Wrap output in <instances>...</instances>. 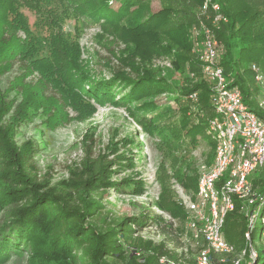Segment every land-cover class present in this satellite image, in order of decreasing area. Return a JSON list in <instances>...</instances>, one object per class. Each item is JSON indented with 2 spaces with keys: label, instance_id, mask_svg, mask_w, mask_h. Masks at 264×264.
<instances>
[{
  "label": "trees",
  "instance_id": "trees-1",
  "mask_svg": "<svg viewBox=\"0 0 264 264\" xmlns=\"http://www.w3.org/2000/svg\"><path fill=\"white\" fill-rule=\"evenodd\" d=\"M109 1L0 0V75L17 62L23 66L22 73L15 77L9 91H0V213L3 216L0 222V261L7 260L13 247L26 250L29 264H162L160 257L168 255L169 251L165 240L156 242L141 234L147 220L157 224L168 241L181 244L179 238L172 234L173 222L164 220L156 213L122 217L106 230L99 229L93 223V218L105 208L103 200L110 188L133 186L130 194L142 192L143 184L131 182L132 178H127L122 184L111 179L113 173L119 171L118 168L129 165L125 163L129 161L127 157L119 155L112 159V151L111 154L99 153L95 156L92 149H86L79 167L71 172L68 179L52 182L48 175L40 176L38 172L35 157L48 143L47 132L56 128L59 122L69 120L65 107L71 105L79 109L82 118L94 111L89 100L83 103L82 93L96 102L115 101V85L123 81L124 87H131L130 92L124 94L125 101L132 103L144 96H157L167 88L145 71L144 74L136 71L137 76L131 77L123 74V70H117L115 77L109 80H97L86 73L79 62L80 32L71 38L64 30L68 10L71 9L74 14L80 12L92 23L104 26L120 24L132 15L142 13L136 24L122 25L136 44L135 57L140 55L146 59L168 51L169 48L160 42V32H163L183 50L180 53L177 49L176 66L183 71L188 66L189 72L200 69L189 34L190 28L196 24L197 15L193 10L178 11L173 7H161L156 12L146 14L142 11L146 3L144 0H119L121 6L118 10L113 9ZM211 1L220 4L227 18V22H221L216 30L226 49L221 59L222 65L226 74L233 76L235 83L240 85L248 104L257 110L255 98L251 97L258 95L253 73L250 67L243 70L241 67L244 66L243 61L256 62L264 70V0L261 7L249 0ZM192 2L199 8L204 4V0H190L191 5ZM24 8L39 17L37 24L44 30L43 37L48 45L46 53L40 51L38 37L30 27ZM20 31L26 34L25 38L18 35ZM235 50H238L237 54ZM230 70L232 73L228 72ZM35 71L41 75L39 82L31 79ZM250 72L251 76L245 78ZM86 84L90 85L86 87ZM12 90L16 95L9 98L8 93ZM47 91L51 93L50 96L45 95ZM194 91H199V99L207 110L206 119L202 118L190 129L187 127L190 142L196 146L198 133L207 136L206 125L213 115V109L210 87L206 81H200L182 92L189 95ZM19 97L21 100L17 102ZM45 100H52L53 105H47ZM146 108L147 111L153 109L150 105ZM42 109L47 118L44 120L46 127L39 131V139L23 137L20 140L18 136L23 126L32 122ZM140 123L145 130L156 128L154 121ZM186 126L187 122L180 131ZM163 131L166 134L177 133V127L168 125ZM171 146L177 148V143ZM213 156L212 146L208 162L212 161ZM165 176L169 177L167 174ZM197 183L196 174L188 177L184 186L188 191L196 190ZM163 189L166 190V180L163 181ZM162 198L163 194L161 201ZM235 204V209L226 216L223 233L226 240L242 249L247 225L244 215L240 213V202L235 199ZM159 205L168 209L173 218L184 221L185 212L181 204ZM182 226L178 227L179 232L183 230ZM248 254L249 250H246L247 260ZM172 256L176 258L177 254ZM238 264H247V261Z\"/></svg>",
  "mask_w": 264,
  "mask_h": 264
},
{
  "label": "rangeland",
  "instance_id": "rangeland-1",
  "mask_svg": "<svg viewBox=\"0 0 264 264\" xmlns=\"http://www.w3.org/2000/svg\"><path fill=\"white\" fill-rule=\"evenodd\" d=\"M144 1L146 3L142 11L146 14L156 12L161 7H173L178 11L184 9L190 12L193 10L197 15L195 23L201 20L199 16L201 8L196 7L193 2L191 5L190 0L188 2L185 0ZM249 1L261 7L263 0ZM109 2L115 10L121 6L119 0H110ZM23 12L34 35L38 37L40 51L46 53L48 45L43 37L44 30L37 24L39 17L26 8L23 9ZM135 13L138 14L139 12ZM68 14L64 30L70 34L71 38L76 36V32H80L78 38L79 62L86 73L92 74L97 80H109L115 77L117 70H123V74L131 77L137 76L136 71L141 74H144L145 71L161 84L166 85L167 88L157 96H144L132 103L125 101L124 94L129 93L131 87H124L123 81H118L115 85V101L102 100L96 102L82 93L83 103L86 104L89 100L94 111L89 116L82 118V112L79 109H75L71 105L65 107L69 120L59 122L56 128L47 132L48 143L35 157L39 175H48L52 182L68 179L71 172L79 167L86 149H92L95 156L99 153L111 154L110 151H112L114 152L110 156L112 159L123 155L129 159L125 162L129 165L118 168L119 171L114 172L111 179L122 184L127 178H132L131 182L143 184V190L138 195H134L130 194L133 186L131 188L123 186L116 189L110 188L103 200L105 208L100 215L93 218V223L99 229L106 230L113 222L119 221L122 217H137L142 214L152 215L156 213L161 215L164 220L173 222L172 234L178 237L180 234L178 227L184 224L183 221L170 216L169 210L162 208L159 204H180L181 189H186L185 180L197 174L198 157L202 156L208 160L211 156L212 146L215 147L214 142L211 144L210 136L205 137L202 133H198L196 136V146L191 144L187 127L190 129L200 123L202 118L206 119L207 110L203 108L200 99L192 101L189 95L182 91L200 81H206L209 85L210 81L200 76L191 78L188 74L190 71H188V66L185 68L186 71L176 66L177 56L175 54L177 49L180 53L183 50L167 38L163 32H160V42L171 51L168 50L162 55H154L146 59L140 55L135 57L136 44L123 27L136 24L142 13L139 16L132 15L131 18L120 24L106 23L107 26L101 25V23H92L88 17L80 14V12L74 14L71 9L68 10ZM18 35L22 38L26 36L22 31ZM121 35L129 41L124 40ZM234 52L237 54L238 50ZM251 63L243 61L244 66L241 67V70L249 68ZM22 71L23 66L17 62L13 68L2 73L0 75V91H9L15 77L20 75ZM251 74L250 72V75H246L245 78ZM40 78L41 75L38 71H35L31 76L34 82H39ZM88 85L90 84L85 86ZM15 95L14 90L8 93L9 98H14ZM45 95L50 96L51 93L47 91ZM55 96L60 98L59 95ZM17 100L19 102L20 97ZM45 103L53 105L52 100H45ZM147 105L152 106L153 109L147 111ZM46 118L47 115L43 109L40 110L32 122L23 126L18 138L21 140L23 137H35L38 140L39 131L46 127L44 122ZM145 121H154L156 128L145 130L143 124L140 123ZM185 121L187 126L183 131H180L186 123ZM168 125L177 127V133L173 131L166 134L163 130ZM161 132L163 133L161 134ZM176 143L177 148L171 146V144ZM166 174L169 177H166ZM250 177L252 180L263 178L264 167L258 169ZM165 180L166 190L163 189V181ZM162 194L164 198L161 201ZM1 221H3V216L0 213ZM142 233L156 242L167 241L166 245L169 247L174 245L160 232L157 224L150 220L144 224ZM261 234L262 224L258 220L253 231L252 241V245L258 254V264H264V243ZM243 247H247L246 241L243 242ZM214 258L215 264H232L233 260L232 257H225L226 260L223 262L217 257ZM243 262H246V259ZM0 264H29V256L26 250H16L12 247L7 260H1Z\"/></svg>",
  "mask_w": 264,
  "mask_h": 264
},
{
  "label": "built area",
  "instance_id": "built-area-1",
  "mask_svg": "<svg viewBox=\"0 0 264 264\" xmlns=\"http://www.w3.org/2000/svg\"><path fill=\"white\" fill-rule=\"evenodd\" d=\"M199 16L200 22L190 28L189 34L200 69L188 74L210 81L213 115L208 119L206 134L215 144L214 156L211 162L198 157L197 189H181L180 204L185 212L183 230L178 235L181 244L170 242L174 245L169 247L165 241L169 254L159 260L162 264H215L214 257L223 262L225 257H232V264H238L249 250L247 264H258L252 241L260 220L264 243V177L255 181L250 176L264 167V70L256 62L250 65L258 88V95H251L255 98L254 110L221 62L226 49L216 30L227 18L220 4L204 0ZM189 98L197 101L199 91L189 94ZM235 199L240 202L247 225V247L242 249L226 240L223 233L226 216L236 207ZM174 253L176 258L171 257Z\"/></svg>",
  "mask_w": 264,
  "mask_h": 264
}]
</instances>
